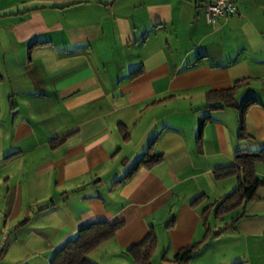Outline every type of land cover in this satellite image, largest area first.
I'll use <instances>...</instances> for the list:
<instances>
[{"label": "crops", "instance_id": "obj_1", "mask_svg": "<svg viewBox=\"0 0 264 264\" xmlns=\"http://www.w3.org/2000/svg\"><path fill=\"white\" fill-rule=\"evenodd\" d=\"M203 2L0 0V264H49L94 221H123L95 264H142L127 248L151 229L150 264L201 240L178 264H264V185L213 215L237 185L214 170L264 146V0H236L218 29ZM239 79L234 104L205 107ZM152 140L161 161L124 179Z\"/></svg>", "mask_w": 264, "mask_h": 264}, {"label": "trees", "instance_id": "obj_2", "mask_svg": "<svg viewBox=\"0 0 264 264\" xmlns=\"http://www.w3.org/2000/svg\"><path fill=\"white\" fill-rule=\"evenodd\" d=\"M36 43L30 44L33 46ZM243 79L234 82L233 86L228 89L212 90L206 94V108L216 109L221 102L223 105L234 104V93L236 89L243 83ZM258 101L254 97H248L240 104L237 103L239 109V137H247L245 132V115L247 109ZM207 117H203L198 121L197 142L201 141L202 127ZM60 138L58 140H63ZM162 159L160 152L154 148V140L150 142L147 150L133 163L131 169L123 177L129 178L139 167L152 166ZM262 164L263 175L256 174V164ZM236 174L237 185L224 197L213 204V215L220 218L222 215L235 210L250 200L258 198L257 190L264 185V146L258 149H239L234 153V162L225 166L218 167L214 170L215 177H224ZM198 200V199H196ZM195 200V201H196ZM244 214L238 213L232 220V224L237 222ZM169 224V223H168ZM123 225V221L109 223L107 221H94L80 227L76 233L66 239L53 253L49 264H95L88 258V254L96 249L102 242L113 237L116 231ZM203 240L193 242L182 247L175 255L172 263L178 264L186 262L191 255L197 251ZM157 238L151 229L146 237L138 244L127 248V252L132 258L142 264H150V255L156 247Z\"/></svg>", "mask_w": 264, "mask_h": 264}, {"label": "built area", "instance_id": "obj_3", "mask_svg": "<svg viewBox=\"0 0 264 264\" xmlns=\"http://www.w3.org/2000/svg\"><path fill=\"white\" fill-rule=\"evenodd\" d=\"M200 8L205 20L212 25L213 29L221 28L238 9L236 0H204ZM221 19L222 22H220ZM2 247L3 243L0 241V252Z\"/></svg>", "mask_w": 264, "mask_h": 264}, {"label": "rangeland", "instance_id": "obj_4", "mask_svg": "<svg viewBox=\"0 0 264 264\" xmlns=\"http://www.w3.org/2000/svg\"><path fill=\"white\" fill-rule=\"evenodd\" d=\"M6 89H7V86H4V94L6 93ZM4 99L6 100V97L5 96H4ZM260 167H262V166L260 165Z\"/></svg>", "mask_w": 264, "mask_h": 264}]
</instances>
